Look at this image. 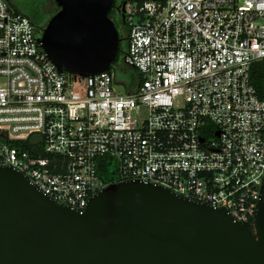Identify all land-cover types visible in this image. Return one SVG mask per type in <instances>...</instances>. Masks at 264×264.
Segmentation results:
<instances>
[{
	"label": "built area",
	"instance_id": "1",
	"mask_svg": "<svg viewBox=\"0 0 264 264\" xmlns=\"http://www.w3.org/2000/svg\"><path fill=\"white\" fill-rule=\"evenodd\" d=\"M123 13L122 63L139 76L130 93L116 90L113 68L59 73L31 20L0 0V166L83 213L111 185L98 173L108 157L114 183H151L253 223L264 96L251 69L264 61V0H129Z\"/></svg>",
	"mask_w": 264,
	"mask_h": 264
},
{
	"label": "water",
	"instance_id": "2",
	"mask_svg": "<svg viewBox=\"0 0 264 264\" xmlns=\"http://www.w3.org/2000/svg\"><path fill=\"white\" fill-rule=\"evenodd\" d=\"M54 1L39 43L59 73L110 71L115 0ZM0 264H264V184L253 223L139 180L109 185L81 213L0 166Z\"/></svg>",
	"mask_w": 264,
	"mask_h": 264
},
{
	"label": "trees",
	"instance_id": "3",
	"mask_svg": "<svg viewBox=\"0 0 264 264\" xmlns=\"http://www.w3.org/2000/svg\"><path fill=\"white\" fill-rule=\"evenodd\" d=\"M25 1H29V0H25ZM126 1H129V0H126ZM140 1H144V0H140ZM36 3H37L36 4L37 15L35 16V21L31 20L30 13L27 8H24L26 11L25 13L19 9H15V10L18 13L22 14L23 16L29 18L31 22L33 24L38 25L39 29L41 30L46 26L50 17L48 18L47 16L48 13L43 12L44 1L42 2L36 1ZM251 83L257 89L259 95L263 97L264 96V61L255 63L252 66ZM23 148L28 149L30 151L34 150L33 147L29 145L28 143L23 145ZM36 151L38 152V149ZM113 163L114 161H112L108 157L100 158L98 161V173L100 177L108 184H113L117 179V170L111 169V167L113 166Z\"/></svg>",
	"mask_w": 264,
	"mask_h": 264
},
{
	"label": "rangeland",
	"instance_id": "4",
	"mask_svg": "<svg viewBox=\"0 0 264 264\" xmlns=\"http://www.w3.org/2000/svg\"><path fill=\"white\" fill-rule=\"evenodd\" d=\"M11 8L13 9H19L22 12H26L24 7L21 5V3L25 0H6ZM44 6H43V12L48 13V18L52 17L55 13L58 12L59 8L57 7L54 0H43ZM49 18V19H50ZM124 30L122 31V34L129 35V30L127 26H125ZM40 32V30H39ZM127 42H123L122 48L120 50L117 62L113 66V71L116 73L117 79H116V90L121 93H130L134 90V88L137 87V83L139 82V76H135L134 70L126 67L123 65V55L127 52ZM112 170H117V163L114 162L113 166L111 167Z\"/></svg>",
	"mask_w": 264,
	"mask_h": 264
},
{
	"label": "flooded vegetation",
	"instance_id": "5",
	"mask_svg": "<svg viewBox=\"0 0 264 264\" xmlns=\"http://www.w3.org/2000/svg\"><path fill=\"white\" fill-rule=\"evenodd\" d=\"M36 1L42 2L43 0H29V1H23L21 3V5L24 8H27L29 13H30V17L32 21H35V16L37 15V11H36ZM126 2V0H115L114 6L110 12V18L113 20V22L115 23L119 33H120V37L122 39L121 44H120V48H122V44L123 42H127V47L129 45L128 43V35H124L121 33H123L122 31L125 28L126 25V21H125V15L123 13V6L124 3ZM37 30V32L39 33V26L36 24H33ZM135 76L137 77V73L134 71ZM138 85V84H137ZM137 88V87H136ZM134 88V89H136Z\"/></svg>",
	"mask_w": 264,
	"mask_h": 264
}]
</instances>
